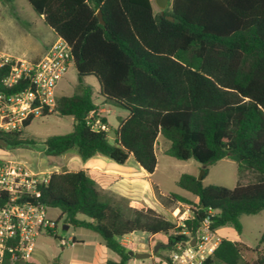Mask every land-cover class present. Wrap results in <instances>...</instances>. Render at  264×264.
Returning <instances> with one entry per match:
<instances>
[{"label": "trees", "instance_id": "obj_1", "mask_svg": "<svg viewBox=\"0 0 264 264\" xmlns=\"http://www.w3.org/2000/svg\"><path fill=\"white\" fill-rule=\"evenodd\" d=\"M27 1L71 47L79 80L72 95L57 97L51 113L72 117L73 130L48 137L46 156L75 151L83 162L102 155L120 165L133 157L152 175L162 137L170 143L166 155L194 159L205 172L202 180L185 173L176 182L196 200L175 192L160 195L166 207L177 202L194 207L185 228L151 208L112 203L86 171L51 172L39 197L28 201L58 208L67 225L97 233L119 256L106 264H129L134 257L122 239L133 233L162 234L169 245L163 249L169 251L186 237L178 231L194 232L206 217L213 229L229 225L241 234L243 215L264 212V0H170L164 14L154 11L151 0ZM5 71H0V91L6 90ZM86 76L97 79L102 104L128 112L113 143L105 117L100 118L107 130L92 127L88 115L98 105L93 88L82 81ZM0 140L7 148L36 144L23 130H0ZM222 159L236 163L240 178L254 176V181L233 188L205 185L208 167ZM47 232L54 235L53 229ZM248 248L222 238L202 264H264V233L252 261L244 259ZM3 264L39 263L32 258L12 262L7 254Z\"/></svg>", "mask_w": 264, "mask_h": 264}, {"label": "rangeland", "instance_id": "obj_2", "mask_svg": "<svg viewBox=\"0 0 264 264\" xmlns=\"http://www.w3.org/2000/svg\"><path fill=\"white\" fill-rule=\"evenodd\" d=\"M151 1L154 11H161L155 0ZM54 39L55 34L46 25L44 19L34 11L27 0H15L12 4L0 0V51L31 59L35 58L34 56L39 57L45 45ZM82 81L93 88L95 103L102 104V98L98 95L99 83L97 79L94 76H86L83 77ZM78 85L77 71L72 64L63 79L58 83L57 95H72L77 90ZM104 107L107 110L104 115L107 117L109 124V141L113 143L115 131L121 121L128 115V112L114 105L104 104ZM72 130V117L50 114L46 117L36 118L27 128L23 129L24 137L35 141L36 144L9 148L0 145V159L23 161L35 172H54L57 167V158L48 157L44 154L43 142L52 135L67 134ZM169 145L170 143L167 140L160 137L156 149L158 165L153 174V180L160 183L162 190L165 192L175 191L181 195L193 198V195L179 189L175 181L180 175L185 173H194L197 177L200 175L204 176L205 173L203 174V169L199 167V163L194 159L183 161L164 154L163 151ZM249 180L254 181V176H250L248 179L240 178L237 174L236 163L230 159H222L208 167V173L203 183L205 185L217 184L233 188L239 183ZM174 205L172 204L169 212L163 215L175 223L178 219L173 215ZM183 205L185 206V204ZM184 206L181 205L180 212L185 210ZM47 217L56 224L54 235L44 231L38 236L32 259L39 264H52L55 259H59L61 264H80L82 261H89L100 236L88 229L67 225L64 222L61 210L58 208H49ZM241 221L243 225L241 234H238L229 225L218 228L216 233L219 237L248 246L249 248L244 250L243 253L244 259L252 261L256 257L254 249L258 246L264 233V212L256 215H243ZM66 225L67 229L65 228ZM157 236L161 239L165 238L162 234ZM81 239L85 241V244L78 242ZM73 240L75 241L74 243L72 242ZM154 240L142 234H137L131 238H125L124 242L133 251L139 249L145 243L146 252L152 253L154 249L152 242ZM111 254L118 256L112 251ZM154 256L158 262L163 261L169 264L165 260V257L168 256L167 250L159 248ZM133 259L130 260L129 264H136Z\"/></svg>", "mask_w": 264, "mask_h": 264}, {"label": "built area", "instance_id": "obj_3", "mask_svg": "<svg viewBox=\"0 0 264 264\" xmlns=\"http://www.w3.org/2000/svg\"><path fill=\"white\" fill-rule=\"evenodd\" d=\"M73 64L71 47L62 38L50 46L38 60L14 56L0 51V71L6 70L0 91V130L19 132L29 120L54 112L57 86ZM94 129L107 130L97 110L89 115ZM49 174L31 170L23 161L0 159V264L7 254L10 261L32 258L41 233L55 229L42 203L28 199L39 197V187L49 181ZM182 203L173 209L178 228H185L192 206ZM206 217L194 232L188 229L177 234L186 236L171 244L167 258L171 264H202L221 241ZM167 261V260H166Z\"/></svg>", "mask_w": 264, "mask_h": 264}, {"label": "crops", "instance_id": "obj_4", "mask_svg": "<svg viewBox=\"0 0 264 264\" xmlns=\"http://www.w3.org/2000/svg\"><path fill=\"white\" fill-rule=\"evenodd\" d=\"M57 39L58 36L55 35V39L45 45V47L40 52L39 57L34 56L35 58H31L29 60L36 61L40 59ZM97 105H98L97 112L102 117H105L108 122L107 117L104 115V113L107 112L106 108L104 107V104L103 105L97 104ZM127 117L128 115L125 117V119ZM157 145L155 147V151L157 149ZM48 157H53V156H48ZM56 158H57V167L55 168L54 171L58 173L86 171V173L97 182V184L103 191L104 196L112 203L128 202L129 206L133 208H137V209L151 208L162 215L169 212L170 207H166L163 204L160 195L168 196L171 192H175V191H169V192L163 191L161 188V184L153 180L154 173L150 175L146 171H144L137 164V162L134 160L133 157H130L125 165L117 164L111 159L102 155H95L86 162H83L75 151L68 152ZM199 167L203 168L202 165H200ZM48 173H51V171H48ZM189 174L196 175L194 173H189ZM179 177L176 179L175 184L179 179ZM187 198L191 200L196 199V197L193 198L187 197ZM179 204L181 203L180 202L175 203L174 208L177 207ZM137 234H142L143 236H146L148 238L155 239L152 242L154 247L160 242L167 244L166 237L161 239L158 238L157 235L149 236L146 233H140V232L125 236L122 239V243L128 248L129 246L124 242V239L131 238ZM78 242L85 244V241L82 239ZM146 250H147L146 244L143 243V245H141L139 249H135V252H146ZM108 260L118 261L119 256H114L113 254H111V251L108 250L103 245L101 238H99L98 242L95 245V249L91 259H89V261H82V263L80 264H106ZM133 261L136 264H166L163 261L158 262V260H155L154 255L144 260H137L134 258Z\"/></svg>", "mask_w": 264, "mask_h": 264}, {"label": "water", "instance_id": "obj_5", "mask_svg": "<svg viewBox=\"0 0 264 264\" xmlns=\"http://www.w3.org/2000/svg\"><path fill=\"white\" fill-rule=\"evenodd\" d=\"M155 2H156V4H157L158 8L161 10V13H162V14H164V11L170 6V0H155ZM97 16H98V18H99L101 24H104V21H103V19H102L101 12H98ZM167 18H168L169 20H171V21L174 20L173 17H171V16H167ZM0 145L5 146V147L7 146V144H6L4 141H2V140H0ZM202 169H203L202 172H203V174H204V173H205V172H204V166H203ZM197 178H198V180H202V179H203V175H200V176H198ZM65 228L67 229V225L65 226ZM168 246H169L168 244H166V243H161V242H160V243H158V244L154 247L152 253H151V252H135V251H133V250H130V251H129V255L132 256V257H134V258L137 259V260H144V259H148V258H150L152 255H154L155 253H157V251L159 250V248H166V247H168Z\"/></svg>", "mask_w": 264, "mask_h": 264}]
</instances>
